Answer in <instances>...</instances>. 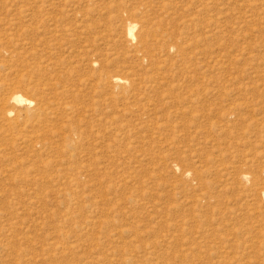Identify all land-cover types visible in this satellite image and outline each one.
Listing matches in <instances>:
<instances>
[{
    "label": "rangeland",
    "instance_id": "obj_1",
    "mask_svg": "<svg viewBox=\"0 0 264 264\" xmlns=\"http://www.w3.org/2000/svg\"><path fill=\"white\" fill-rule=\"evenodd\" d=\"M17 82L0 264H264V0H0Z\"/></svg>",
    "mask_w": 264,
    "mask_h": 264
},
{
    "label": "bare ground",
    "instance_id": "obj_2",
    "mask_svg": "<svg viewBox=\"0 0 264 264\" xmlns=\"http://www.w3.org/2000/svg\"><path fill=\"white\" fill-rule=\"evenodd\" d=\"M135 29L136 25L132 22H129L126 26V38L130 42L136 41V36L134 35ZM145 41L146 40L143 39V45L145 44ZM111 82L116 86H118L119 83H123L122 79L119 77H112ZM17 86L19 87L18 89L15 87L10 92H8L7 95L0 97V118L2 121V127L4 129H11L13 128L11 127L13 125L15 128H17L18 126L38 124L40 123V120L46 119L48 115L49 108L45 105L46 102L39 96L41 91H37L34 97L30 98L26 97V93H24V95L20 91V88L23 87L21 83L17 82ZM4 121L6 124H4ZM45 139L48 138L45 137ZM53 147H56V145ZM188 174L189 173H186V176ZM240 178L241 181L247 182L249 177L246 174H242ZM261 195L264 198V190L261 192Z\"/></svg>",
    "mask_w": 264,
    "mask_h": 264
}]
</instances>
